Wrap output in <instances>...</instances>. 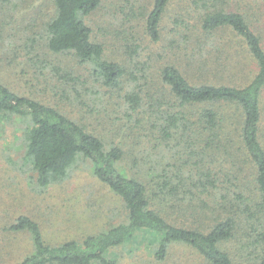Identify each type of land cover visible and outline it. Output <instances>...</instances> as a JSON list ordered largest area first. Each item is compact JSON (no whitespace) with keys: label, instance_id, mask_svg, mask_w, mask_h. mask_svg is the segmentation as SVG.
Instances as JSON below:
<instances>
[{"label":"trees","instance_id":"1","mask_svg":"<svg viewBox=\"0 0 264 264\" xmlns=\"http://www.w3.org/2000/svg\"><path fill=\"white\" fill-rule=\"evenodd\" d=\"M172 1L152 3L146 35L155 43ZM190 1L193 9L174 22L178 38L168 48L174 64L161 69L162 86L153 90L108 60L94 40L87 18L102 0H53L48 50L74 55L99 83L125 91L119 108L132 125L125 133L155 145L141 156L144 165L132 159L146 180L125 174L122 147H108L57 108L0 81V131L12 127L38 186L64 182L86 161L123 206L107 230L60 244L48 243L36 221L20 216L5 230L27 233L32 250L14 264H119L111 254L138 239L161 263L183 245L205 264H264V0ZM232 4L236 10L228 11ZM72 75L63 77L85 84Z\"/></svg>","mask_w":264,"mask_h":264},{"label":"rangeland","instance_id":"2","mask_svg":"<svg viewBox=\"0 0 264 264\" xmlns=\"http://www.w3.org/2000/svg\"><path fill=\"white\" fill-rule=\"evenodd\" d=\"M153 2L102 0L101 7L87 18V24L94 40L104 45L108 60L134 71L148 86H154L153 90H159L161 69L166 64H174L170 57L174 53L168 49L178 38L174 22L181 16L186 17L192 2L172 1L161 23L162 39L158 43L146 35V20ZM246 3L247 0L242 1L241 6ZM229 10H236L235 4ZM54 17L53 0H0V81L21 96L57 108L100 137L108 147L112 144L122 147L127 164L121 170L146 180L137 173L132 159L137 157L144 165L141 156L155 143L143 139L140 144L137 138L125 133L127 111L119 108L125 91L112 90L99 83L74 55H57L48 50L46 24ZM54 68L59 69L58 75L54 74ZM246 72L240 77L248 76ZM65 73L73 74L72 78L80 77L85 84L66 81ZM130 86L132 83L127 81L125 90ZM122 211L120 198L94 176L86 161H79L64 182L40 188L37 174L26 162L12 127L0 131V264H14L32 250L27 233L10 235L5 230L20 216L36 221L48 243L60 244L81 241L107 230L118 222ZM172 216L180 221L178 213ZM146 244L138 239L117 249L111 258L119 264H205L196 251L183 245L174 246L168 259L158 262Z\"/></svg>","mask_w":264,"mask_h":264}]
</instances>
